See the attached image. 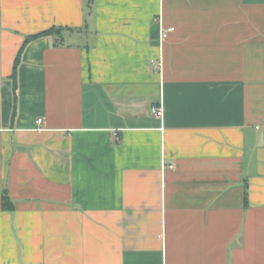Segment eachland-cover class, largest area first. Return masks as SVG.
Masks as SVG:
<instances>
[{
    "label": "crops",
    "instance_id": "obj_1",
    "mask_svg": "<svg viewBox=\"0 0 264 264\" xmlns=\"http://www.w3.org/2000/svg\"><path fill=\"white\" fill-rule=\"evenodd\" d=\"M0 264H264V0H0Z\"/></svg>",
    "mask_w": 264,
    "mask_h": 264
},
{
    "label": "trees",
    "instance_id": "obj_2",
    "mask_svg": "<svg viewBox=\"0 0 264 264\" xmlns=\"http://www.w3.org/2000/svg\"><path fill=\"white\" fill-rule=\"evenodd\" d=\"M65 30H75L74 27H69V26H52L50 28H47L45 30H42L38 33L35 34H30L26 36V39L20 49V51L17 54V57L15 59V63H14V69H13V73L11 75V79H12V83H13V93H14V103L16 106L17 103V99H18V79H17V74H18V68L19 65L21 63V56L22 53L24 52L25 48L27 47V45L38 39V38H42V37H50V36H56V38L60 41H63L64 39V34L63 31ZM59 42H55V45H58ZM3 204L5 208H14V204L12 202V200H10L9 195L7 192H5L3 194Z\"/></svg>",
    "mask_w": 264,
    "mask_h": 264
},
{
    "label": "built area",
    "instance_id": "obj_3",
    "mask_svg": "<svg viewBox=\"0 0 264 264\" xmlns=\"http://www.w3.org/2000/svg\"><path fill=\"white\" fill-rule=\"evenodd\" d=\"M175 28L174 27H162L161 28V36H162V39H166L168 38L169 34L174 31ZM152 64L154 65V67H156V69L158 70H161L162 68V60H156V59H153L152 60ZM152 113L157 115V116H162L163 115V108L160 107V106H153L152 107ZM38 124H39V127L38 129H42V123L44 122L43 118H39L37 120ZM174 166L173 165H170V168H173Z\"/></svg>",
    "mask_w": 264,
    "mask_h": 264
}]
</instances>
